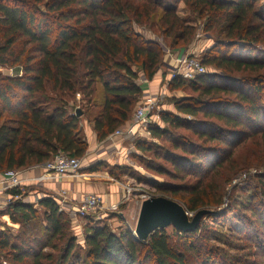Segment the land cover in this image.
<instances>
[{"label": "trees", "instance_id": "1", "mask_svg": "<svg viewBox=\"0 0 264 264\" xmlns=\"http://www.w3.org/2000/svg\"><path fill=\"white\" fill-rule=\"evenodd\" d=\"M181 3L215 39L201 61L216 73L172 79L171 91L191 93L172 97L176 112L147 126L157 145L139 141L137 149L163 153L171 168L156 171L183 182L162 186L171 199L191 213H217L194 233L156 231L147 242L89 216L83 245L52 197L39 201L41 216L20 200L4 211L20 231H0V264H264V171L238 196L225 188L250 166L264 168V0H0V66L22 72L0 71V174L59 153L83 159L84 120L100 141L129 122L143 96L139 81L155 78L166 49L194 42L198 28L179 15ZM249 52L261 57H243ZM249 142H257L255 163H234Z\"/></svg>", "mask_w": 264, "mask_h": 264}, {"label": "rangeland", "instance_id": "2", "mask_svg": "<svg viewBox=\"0 0 264 264\" xmlns=\"http://www.w3.org/2000/svg\"><path fill=\"white\" fill-rule=\"evenodd\" d=\"M179 12H180V15L183 19H185L186 21H189L188 23H193L198 28V32H197V35L194 39L193 44L194 43L202 44L201 51L199 53H196L195 56L198 57L200 60H203L206 52L210 51L213 47H215L216 41L214 38L211 37V35L204 32V27H203L204 22L202 20L197 19V17L193 16L192 14H190L189 10L187 8H185V6L182 10H179ZM156 33H158V32H156ZM167 43L169 44L170 42L169 41L166 42V45H167ZM175 51H176L175 53H179V55L187 52L184 49H179V50H175ZM222 51L220 50V52H222ZM173 53L174 52H169V50L166 49V56H164V62L161 64L160 69H159V71H165V75H162V76H164V78H163L164 83L163 84H167L168 80L169 81L172 80L171 77L177 69V64L174 65L173 67L171 66L170 69L165 67V62L169 59L168 56H170ZM224 53H225V51H224ZM231 53L234 54L235 56L237 55V52H231ZM243 57H245V58L250 57V58L254 59L257 57H261V56H259L256 53L249 52V53L243 54ZM177 58H175V59H177ZM3 67L8 71H10L9 69H11V67H7V66L6 67L3 66ZM209 72L210 73H216V71L213 69H210ZM13 73H16L15 69H14V72H12V74ZM187 82H189V81H187ZM139 83H140L141 87L144 89L143 91L146 92V90H148V92H150V94L145 95L143 93V96L141 98L140 103L138 105H136L137 107H135L134 115H135L136 109L140 105L142 106L145 103V101H146L145 98H147L148 96H152L155 98V100L157 102L156 103L157 107L153 111L154 112V114H153L154 115V121H156L155 123L161 122V116L158 120V117H157L158 114L160 115L163 112H173V113L176 112L175 108L173 110V102L171 101L172 97H174V96L183 97V96L187 95V93L188 94L191 93V91H188L186 93L182 90L171 91L170 89H166V91H164L165 93L161 94V88H163V85H159L160 90H158L156 94L155 93L153 94V93H151L150 88L148 86V81L145 78H142L139 81ZM164 86H166V85H164ZM77 98H78L77 101L80 102L82 97H81V95H78ZM99 109L100 108L96 109L95 111L98 112ZM134 115H132V117H134ZM132 117H131V120H133ZM121 131L123 134H125L124 136H128L127 130L122 129ZM139 131H140V129H138V131L134 135L135 144H136L135 149H137V145H138V143H140L139 141H146V142L150 143L151 145L152 144L157 145L158 141L152 139L147 134V130L144 132H140V133H139ZM180 132H182V131H180ZM130 138H132V137H130ZM256 143L257 142H249L248 145L244 146L240 150V152L236 154V156H235L236 162H234V163L241 164V163H248V162L251 163L252 162V164H254L255 161L257 160V157H258V155L256 153ZM161 144L163 145V147H168V144L165 142H162ZM161 154L163 155V153H161ZM162 155H161V157H159L157 159V158H155L156 157L155 153H147V152L142 153L140 150L137 149L136 152L129 153V156L127 157L128 162L125 164V166H120V167H118V166H112L111 167L110 166V168H108V171L111 173L112 178H114L113 183H116V182L120 183L121 191L119 192L118 197L115 198L113 201L108 202L105 199L106 203L104 205L103 210L92 215L94 220H95L93 222V224H95V225H108L110 227V229H112L114 232H117V233L120 232L121 230H124V229H130V231H132V233H133L135 226H136L137 218L139 215L140 205L144 199L149 198V197H157V196H165V197L170 198L169 195L162 190V188H163L162 186L166 185L168 183H172L174 185H176V184L179 185L180 183L183 184V182L178 181V180H171L170 176L163 174L162 172L159 173L158 171H156V170H159L160 167L161 168L164 167L165 169L171 168L170 164L167 163V161L164 159V156H162ZM263 160H264V158H263ZM83 165H84V163H83ZM148 166H151V167L148 168ZM153 166L155 167V169L152 168ZM81 171H80V173H81ZM263 171H264L263 167L261 168V167H257L256 165H252L248 169L244 170L243 172H240L225 187L228 194H232L233 189L235 187H237L238 191H237L235 196H238V194L242 193V191L247 187L246 186L247 184H249L251 182L256 183L257 180L254 178L256 177V175L263 173ZM3 174H5V173H3ZM3 174H0V175H3ZM128 188H130L131 193L129 194L127 199H124V201L121 202L120 200L125 195L124 191L127 192ZM25 189L26 190H25V196H24L23 202L33 205L35 207V209L38 210L39 216H41L42 212H43V208L41 206H39V201L43 197H45V195H46L45 191L38 185L27 186ZM240 199H242V198H240ZM227 200L228 199H226V202H227ZM242 201H245V200L242 199ZM114 206L115 207L117 206V207L115 208ZM225 206H226V204H225ZM5 213L6 212H4V211L0 212V231L2 230V231L7 232L8 230H11L12 233H14V234L19 233L20 225L14 224L12 222V220L10 219L9 215L5 214ZM67 214L69 215V217L71 219L74 220V222H72V226H73L72 232H74V234L78 237L80 244H83L84 240H85L84 239V237H85L84 227H85L88 220L87 219L86 220L81 219V218L75 219L74 217L72 218L68 212H67ZM191 214H195V213H191ZM75 222H76V224H75ZM89 222H91V221H89ZM37 223H39V222L34 221L31 223V225L32 226L34 225L33 228L36 231H39L37 228L38 227ZM218 230L221 231L219 236L222 234V235H226L229 237L228 229L219 226ZM165 232L169 236L175 235V229L173 227H168L165 230ZM35 234L38 235L37 237L42 235V233H40V232L39 233L35 232ZM223 237H225V236H223ZM225 240L226 239H224V241ZM233 240H235V239H233ZM235 242L240 244L239 241H235ZM221 244H222V242H221ZM221 244H219V246L223 247L224 250L227 253H229L231 256H234V257L239 256L240 250H239V248H236L237 246H230L227 243L222 244V245ZM239 244H237V245H239ZM81 254H82V256H84V254H85L84 251H81Z\"/></svg>", "mask_w": 264, "mask_h": 264}, {"label": "crops", "instance_id": "3", "mask_svg": "<svg viewBox=\"0 0 264 264\" xmlns=\"http://www.w3.org/2000/svg\"><path fill=\"white\" fill-rule=\"evenodd\" d=\"M184 6L185 5L183 3L179 5V15V10H182ZM191 25L194 24L191 23ZM201 47L202 44L194 43L189 47L187 52L182 53L181 55H196V53H199L201 51ZM181 55L174 52L173 54L168 56L169 59L165 62V67L170 69L171 66L173 67L174 65H176L175 58ZM9 70L10 71L6 70L3 66H0V71L8 76H15L22 73L19 70L15 69L16 73L12 74V72H14V69L11 68ZM162 75H165V71H159L152 81H148V86L151 93L156 94L157 91L160 90L159 85H163V88H161V94H164V91H166V89H169L170 81L168 80L167 84H163L164 76ZM142 90L144 89L142 88ZM143 93L145 95L150 94L148 90H146V92L143 91ZM131 121L132 120L127 122L118 130H126L128 128L134 127L133 131L135 133L138 131V129H140L139 133L144 132V130L139 126H132ZM82 129L84 137L88 143V150L82 159L84 165L81 173H79V176L64 177L58 179L54 178L52 175H49L48 178L37 182L35 180L36 178L43 175L48 176L49 174L42 165L32 166L20 171H15L18 173H22V178L28 179V181L25 183L26 186H40L45 191L46 195L53 197V199L57 201L61 209L68 213L86 194L102 195L108 202L113 201L115 198H117L119 192L121 191L120 183H113L114 178H112L111 173L108 171V168H110V166H125V164L128 162L127 157L129 156V153L136 152L137 150L135 149L136 144L134 137L132 139L130 137L122 135L114 136L115 133H113L105 140L100 141L94 129L93 123L89 124L86 120L82 122ZM2 179L3 175H0V182Z\"/></svg>", "mask_w": 264, "mask_h": 264}, {"label": "built area", "instance_id": "4", "mask_svg": "<svg viewBox=\"0 0 264 264\" xmlns=\"http://www.w3.org/2000/svg\"><path fill=\"white\" fill-rule=\"evenodd\" d=\"M175 62L177 64V69L172 75V79L178 77L184 81H193L197 77L209 73V70L195 55L183 54L179 56ZM145 99V103L136 109L133 120L131 121L132 126H139L144 131H146L148 125L155 124L156 121H154L153 111L157 107V102L154 97L148 96ZM157 117L159 120L160 115L158 114ZM133 128L134 127L126 129L128 134L127 137H134L136 133L133 131ZM115 135L124 136L125 134H123L121 130H118L115 132L114 136ZM43 167L49 174L48 176H39L35 179L37 182L48 178L49 175L58 179L64 177H77L83 168V161L82 159L71 157L65 153H59L54 156L51 161L43 165ZM21 175L22 173L18 172H7L3 174V179L0 182V212L5 211L13 202L24 199L25 195L23 192L27 187L25 183L28 179L22 178ZM124 192L125 195L123 197L121 196V202L128 198L131 190L128 188L127 192ZM105 203V198L101 195L86 194L78 201L77 205L69 211V214L75 219H85L103 210Z\"/></svg>", "mask_w": 264, "mask_h": 264}, {"label": "water", "instance_id": "5", "mask_svg": "<svg viewBox=\"0 0 264 264\" xmlns=\"http://www.w3.org/2000/svg\"><path fill=\"white\" fill-rule=\"evenodd\" d=\"M78 116L81 112L78 111ZM217 211L202 209L191 214L183 204L165 197H149L142 201L139 209L134 236L140 242H147L156 231L173 227L177 232L194 233L204 217Z\"/></svg>", "mask_w": 264, "mask_h": 264}]
</instances>
